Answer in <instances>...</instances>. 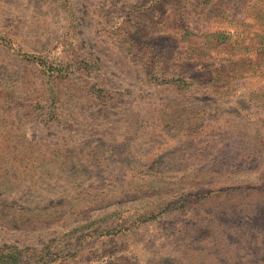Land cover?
<instances>
[{"label": "rangeland", "instance_id": "rangeland-1", "mask_svg": "<svg viewBox=\"0 0 264 264\" xmlns=\"http://www.w3.org/2000/svg\"><path fill=\"white\" fill-rule=\"evenodd\" d=\"M0 264H264V0H0Z\"/></svg>", "mask_w": 264, "mask_h": 264}, {"label": "trees", "instance_id": "trees-1", "mask_svg": "<svg viewBox=\"0 0 264 264\" xmlns=\"http://www.w3.org/2000/svg\"><path fill=\"white\" fill-rule=\"evenodd\" d=\"M224 39H226V38H224Z\"/></svg>", "mask_w": 264, "mask_h": 264}]
</instances>
